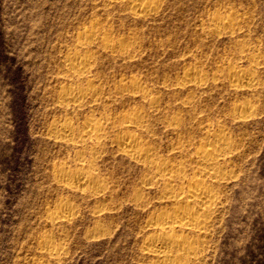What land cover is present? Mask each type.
<instances>
[{"label": "rangeland", "instance_id": "374dc122", "mask_svg": "<svg viewBox=\"0 0 264 264\" xmlns=\"http://www.w3.org/2000/svg\"><path fill=\"white\" fill-rule=\"evenodd\" d=\"M223 11L232 26L214 29L213 18ZM93 20L133 49L124 57L92 44L89 78L105 88L106 107L72 110L59 98L74 78L66 56ZM230 65L253 71V86L230 87ZM193 66L203 85L181 87ZM132 76L157 104L114 96V87ZM247 102L251 109L240 121L236 105ZM132 106L150 115V131L142 134L161 162L198 165L193 153L206 142L205 131L225 128L233 144L226 164L231 178L200 264H264V0H159L155 12L138 18L106 0H0V264L154 263L143 251L145 226L150 213L169 209L158 203L159 185H145L152 170L124 157L110 138L95 155L51 133L63 120L104 121ZM79 161L93 163L103 194L59 182L56 170L75 172ZM62 207L73 212L71 220L52 224ZM45 238L59 250L57 258L41 249Z\"/></svg>", "mask_w": 264, "mask_h": 264}, {"label": "bare ground", "instance_id": "6f19581e", "mask_svg": "<svg viewBox=\"0 0 264 264\" xmlns=\"http://www.w3.org/2000/svg\"><path fill=\"white\" fill-rule=\"evenodd\" d=\"M106 2L112 6H124L136 18L155 12L159 6V0H106ZM232 22V19L228 15H225V12L223 15L220 12V15L213 18L212 27L217 30L221 29V27L229 28L232 26ZM75 41L74 45H72L73 47L69 48L65 63L66 71L71 73L74 78L69 83L70 85L62 86L59 97L62 99L61 103L64 106L71 107L72 110L82 109L86 105L89 106V104L95 108L99 106L105 108V88L103 89V86L97 85L94 81L96 77H92L94 80L89 78L94 67V58L96 57V55L94 57L95 51H92L91 45L94 44L97 49L99 48L102 51L105 50L108 53L111 52V54L115 53L124 57L130 55L133 46L129 44L128 40L122 41L111 37L108 29L103 27L98 20L91 21L90 25L78 34ZM253 56L255 57V55ZM249 57L251 60L254 58L250 54ZM200 70L197 66L190 67L187 73H185V78L180 83V86L187 87L189 85L192 89L200 88L204 83L202 80L204 76H201L203 74L200 75L202 72ZM250 70L252 69L250 68ZM228 71L229 73L226 75L228 84L236 91L244 86H253V82L255 81L253 78L255 79L256 75H254L253 71H249V68L242 70V68L231 67L230 65ZM124 80L126 79H123L122 84L120 83V85L114 87V96L123 97V95L128 93L130 98L134 100H147L153 106L159 101H157L158 98L156 99L154 95L153 98L146 91L136 76H132L126 81ZM188 101L184 102V104H187ZM248 104L250 103L236 105V112L239 113L236 116L237 119L246 118L249 109H251L249 108L251 105ZM94 107L92 108L94 109ZM144 109L132 106L124 113L118 115L117 118H106L104 121H101L98 117L96 118V116L93 117V115L87 117L80 124H76L69 119L68 121L63 120L56 123L54 127L52 126L51 133L56 138L80 146V151H88L93 154L105 149L103 148L105 145L103 142L106 138H110L112 142L109 141L117 146V149L121 151L124 157L138 164L141 163L145 167L147 166V170L148 168L152 170L154 175L145 179V185L149 190L159 185L160 197L158 203L161 206H167L169 210L166 209L167 211H165L162 207L163 212L162 210H160L161 212H155L157 211L155 210L153 213H150L149 221L146 224L147 226H145L148 232H150L148 233L150 236L147 235L148 237H145L146 239L143 241L145 255L153 258V264H200L204 260L205 244H208L206 240L209 230L214 225L215 213L223 206L224 182L231 176L228 175V166L226 164L231 161V156L229 157L228 155L233 152V144L230 142L225 128L219 124L213 131L206 128V134L204 132L205 138L203 136V139L207 143L204 141V145H199V147L195 148L193 154L198 165H184L183 162L185 161L183 159L178 164L174 160L175 164L171 163L172 161L170 163L161 162L159 160L160 157H157V150L150 142L145 140L147 134L144 137L142 134L146 130L150 131L148 129L150 128L149 120L151 119ZM176 116L173 119L174 122H171L169 125L172 128H176L178 119H180L178 115ZM110 130L117 133L111 136L109 134ZM178 143L176 144L178 145ZM180 146L179 144L176 148H180L181 150ZM78 160L81 161V159ZM92 164L91 162H80V169H76L77 171L75 172L68 170L66 167H59L55 174L59 182H62L70 190L87 192L86 189L90 187L91 189L93 188L91 193L100 195L106 189L102 184L103 181L101 182L98 175L92 171ZM136 198L141 199L139 195ZM72 216L73 212L65 207L61 214H54L50 219L52 224H56L61 221L67 222L71 220ZM40 247L50 257L57 258L59 256V250L51 245L48 238L40 242Z\"/></svg>", "mask_w": 264, "mask_h": 264}]
</instances>
